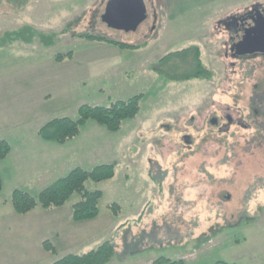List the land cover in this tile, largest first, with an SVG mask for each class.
Returning <instances> with one entry per match:
<instances>
[{"label":"rangeland","instance_id":"rangeland-1","mask_svg":"<svg viewBox=\"0 0 264 264\" xmlns=\"http://www.w3.org/2000/svg\"><path fill=\"white\" fill-rule=\"evenodd\" d=\"M108 1L0 0V119L22 98L26 104L18 107L32 115L23 135L45 118H78L82 105L143 95L140 113L119 131L88 122L79 137L54 144L62 151L53 159L62 156L69 166H52L50 175L116 165L112 179L87 182L103 192L93 219L73 220L77 193L60 208L18 214L11 203L15 189L37 195L58 177L41 183L33 159L16 171L9 160L15 155L0 160V264H52L108 240L115 254L104 264H154L160 256L187 264H264V124L257 129L250 117L252 64H234L207 41L220 2L145 0L160 14L158 26L150 32V19L126 32L102 20ZM194 47L212 79H183L196 70L194 50L160 61ZM70 51L71 58L56 61ZM226 114L244 116L245 125L221 131L210 122ZM12 134L5 128L0 140ZM25 153L33 156L30 148Z\"/></svg>","mask_w":264,"mask_h":264},{"label":"trees","instance_id":"trees-1","mask_svg":"<svg viewBox=\"0 0 264 264\" xmlns=\"http://www.w3.org/2000/svg\"><path fill=\"white\" fill-rule=\"evenodd\" d=\"M90 40H100L107 44L120 48H135L137 45H130L120 41H115L106 37H99L90 34L81 35ZM194 50L193 67L196 70L190 75H185L183 79H212L213 72L201 59L199 47L184 49L170 53L160 61H164L173 55L179 53H189ZM73 52L59 53L55 59L62 62L71 58ZM191 64V63H190ZM191 64V66H192ZM190 66V67H191ZM142 94H136L128 99H119L108 105H90L85 104L79 108L78 118L56 117L48 120L39 127L38 136L48 142L63 144L72 138L81 134L82 129L88 122H95L105 127L111 132L119 131L123 122L127 119H133L138 116L141 110ZM12 151L10 142L6 139L0 140V159L6 158ZM116 174V165L114 163H103L94 166L92 169H85L82 166L75 167L65 176L57 178L54 182L46 186L39 194L33 195L23 189H15L11 196V203L18 214H27L36 208H60L64 206L72 196L77 193L79 200L73 203L72 217L75 221H84L97 217L100 214L99 203L103 192L100 190H90L87 188V182H102L112 179ZM3 189V179L0 174V192ZM111 208L117 214L119 205L113 204ZM47 244L51 242L46 241ZM115 254V247L112 240H108L98 248L87 253H71L65 257L53 262L52 264H104ZM154 264H187L184 259H174L160 256ZM216 264H236L226 261H218Z\"/></svg>","mask_w":264,"mask_h":264},{"label":"flooded vegetation","instance_id":"flooded-vegetation-1","mask_svg":"<svg viewBox=\"0 0 264 264\" xmlns=\"http://www.w3.org/2000/svg\"><path fill=\"white\" fill-rule=\"evenodd\" d=\"M216 1L220 2L221 11L216 14L209 27L207 41L215 51L225 52L226 57L234 60V64L239 62L241 67L244 63L252 64L256 81L250 117L257 129H260L264 124V0ZM157 3L161 5L162 0H157ZM150 19L152 32L161 19L158 11L150 12L148 9L146 21ZM244 120V116L235 119L231 114H226L222 115L221 119L213 117L210 122L221 131H227L235 124L245 125Z\"/></svg>","mask_w":264,"mask_h":264},{"label":"crops","instance_id":"crops-1","mask_svg":"<svg viewBox=\"0 0 264 264\" xmlns=\"http://www.w3.org/2000/svg\"><path fill=\"white\" fill-rule=\"evenodd\" d=\"M21 100L22 98H18L16 100L18 106L22 102L26 104V101H21ZM18 106L16 107L14 103V107H12L14 108V110L8 113V115L6 116L7 118L0 119V132L4 131L5 128L14 132V134H12L11 136H7V138L3 137V139H6L10 142L12 146V151L6 158L0 159V160H6L10 156L15 155V157L17 158L9 159V160H14L15 164H13L12 168H14L16 171V167L18 166L21 167V165L24 164L25 161H27V159H33L32 161L35 165L36 170L40 171L38 173L37 180L41 183L42 182L44 183L46 181H54L52 179H55L56 177H58V174H61L62 172H55V173L53 172V175H50L51 173L49 172V170L52 169V166L53 168L60 166L61 168L64 169L65 167L69 165H67V163L65 162L66 159H64L62 156H59V158L57 157L53 159V154L56 153V150H57V154H60L62 151V149H58L59 143L44 141L37 134L39 127L43 123H45V121L48 118H45L43 120L44 122L40 123L39 127H34L32 134L23 135L21 133L23 130V122L26 123L30 119H32L31 118L32 115H30L31 109L30 108L23 109ZM77 137H79V135ZM17 141H18L17 146L16 145L13 146L12 142L14 143ZM54 144H58V145H54ZM63 144H61L60 146H63ZM28 148H30V151L32 152L33 156L26 155L25 151ZM31 148H33V150H31ZM22 149L24 150L22 151ZM31 212L27 213L26 215L30 214Z\"/></svg>","mask_w":264,"mask_h":264},{"label":"water","instance_id":"water-1","mask_svg":"<svg viewBox=\"0 0 264 264\" xmlns=\"http://www.w3.org/2000/svg\"><path fill=\"white\" fill-rule=\"evenodd\" d=\"M147 18L145 0H109L102 15L109 27L126 32L137 31Z\"/></svg>","mask_w":264,"mask_h":264}]
</instances>
